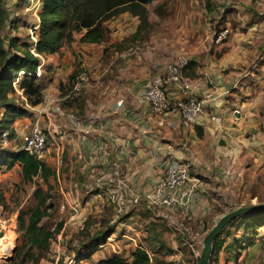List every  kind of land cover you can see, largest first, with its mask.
Wrapping results in <instances>:
<instances>
[{"label": "crops", "instance_id": "0c3cea01", "mask_svg": "<svg viewBox=\"0 0 264 264\" xmlns=\"http://www.w3.org/2000/svg\"><path fill=\"white\" fill-rule=\"evenodd\" d=\"M225 13L226 17L230 14ZM126 15L135 18L127 13L118 18ZM254 16L258 17L255 24L260 23L264 13L255 12ZM119 38L118 33H111L110 44ZM106 42L87 44L78 40L67 46L68 52L60 61L58 53L40 61L49 84L43 88L46 94L43 93V103L35 114L44 112L43 120H48L44 126L51 142L44 163L53 172L49 179L60 183L68 214L101 215L104 211L101 204L109 200L115 204L120 196L118 179L126 181L140 197L153 190L168 164L178 165L186 169L189 180L174 195L181 201L187 198V204L173 211L164 210L150 219L145 228L149 234L145 249L161 243L172 248L191 247L189 244L196 239L188 242L189 231L205 230L204 221L215 212L216 198L221 197L227 183L233 184L235 180L228 178L227 173L231 175L233 168L245 161L263 158L264 137L259 127L264 125V89L249 90L246 81L249 76L244 77L228 59L213 56L203 61L192 59L183 75L191 82L193 95L204 102V112L187 127L178 115L166 118L155 115L143 98L145 81L164 76L166 64L143 61L139 55L119 61L123 54L115 52L114 47L107 49ZM75 59L82 62L81 67L90 73L91 81L81 97L64 100L65 95L53 84V76L72 74ZM47 65L51 67L43 70ZM180 97L177 87L170 90L171 99ZM53 103L61 114L52 109ZM250 132L256 136L250 138ZM230 192L234 193L232 189ZM170 219L181 220L180 224L189 231L182 235L178 229L174 232L167 229L163 222ZM149 224H161L164 232H157V228L150 231ZM154 233L157 237L151 238ZM93 253L83 259L85 251L78 253L79 258L74 256L67 264H83V260L97 264L107 258L97 259ZM131 253L126 258L129 261Z\"/></svg>", "mask_w": 264, "mask_h": 264}, {"label": "rangeland", "instance_id": "374dc122", "mask_svg": "<svg viewBox=\"0 0 264 264\" xmlns=\"http://www.w3.org/2000/svg\"><path fill=\"white\" fill-rule=\"evenodd\" d=\"M3 1L9 13L8 24L0 30L4 48L8 49L11 39H17L18 46L26 43L32 50L36 42L34 33L38 24V0ZM146 9L148 11L147 24H140L136 18L131 19L128 15L122 18L117 17L115 22L106 24L109 31L106 39L107 49L114 47L115 52L121 56L123 54V58L119 61L121 59L131 60L137 55L143 61L155 63L159 61L161 65L173 63L181 56L186 57L188 63L192 59L203 61L211 56L219 60L224 58L234 62L236 69L240 70L244 77L249 76L246 80L249 82V90L264 89V74H261L264 71V18H262L264 16H261L262 19L259 17L260 23L256 24L258 17H253L255 12L264 13V0H158L148 5ZM226 11H229L231 15L228 14L226 17V13L223 14ZM224 30L228 31L226 39L221 44H216L215 36ZM111 33H118L120 38L110 44ZM75 37V41H78L80 35ZM65 52H68L67 45L58 52L59 61L63 59ZM241 61L244 64H241ZM81 64L82 62L75 59V63L72 64L74 67L72 74L65 75V77L53 76V84L57 86L61 94L67 95L71 90L72 81L83 70ZM48 67L51 66L47 65L43 70ZM45 74L41 72L37 75L44 89L49 84ZM88 74L90 77L89 72ZM14 89L15 94H10L9 97L14 100L15 105L26 109L29 115L18 119L13 124L14 133L11 140L5 135L1 137L0 150L16 151L22 138L37 122L50 143L51 139L44 126L47 125L48 120L47 118L43 120L46 115L44 112L35 114V109H39L40 106H28L16 83ZM43 93L45 95L46 91L44 90ZM44 101L47 99L45 98ZM55 104L51 106L52 109ZM45 110L50 111L49 108ZM4 111L0 105V119ZM259 128L264 137V125ZM248 136L254 138L256 135L250 132ZM262 155L263 158L260 160L245 161L242 166L233 168L231 175L227 173L228 178L235 180L233 184L227 183L221 197L216 198L215 212L204 221L205 230L203 232L194 231L192 225L193 230H188V242L190 243L192 238L196 239L195 242L189 244L192 247L176 245V248H172L166 246V243L158 244L159 248L151 245L147 247L152 259L151 264H199L203 240L222 216L242 207L264 205V151ZM50 185L52 186L49 194L51 198L47 204L52 208L48 210V215L42 220L41 225L54 230L61 224L62 229L53 239L50 251L42 255L39 264L45 262L67 264L74 256L78 259V253H84L82 248L89 243L94 233H106L110 230L113 231L112 234L100 242L101 247L92 250L93 256L96 255L98 259L115 254L125 259L130 258V253L137 246L146 248L145 240L149 238V234L145 228L150 219L164 212L162 208H148L144 202L145 205L137 202L136 205L131 204L127 207V212L122 211L117 214V207L109 200L101 204L104 210L101 215L68 214L67 200L60 192L62 188L60 183L56 179H51ZM38 186L46 190V185L41 180L36 179L30 184L22 183L21 168L18 164L11 169L0 167V205L2 207L0 212V264H8L6 259L13 257L12 251L21 244L18 217L34 206L33 193ZM231 189L234 191L233 194L230 192ZM80 202L81 204H76L82 205V201ZM168 221L167 223L164 220L166 224L164 222L163 224L173 232L182 224L181 220L174 222L170 219ZM86 223H88V229L85 227ZM160 225L149 224L148 229L155 231L157 228V232L163 231ZM243 225V219L240 218L235 224L224 228L217 237L218 242H221L223 246L215 254L211 253L209 264H264V227ZM177 232L180 233L178 230ZM255 233L257 234L254 235ZM155 237L157 235L151 238ZM248 237L252 238L251 243L247 241L244 244L243 240ZM4 247L8 248L5 256L1 251ZM83 264L94 263L83 260Z\"/></svg>", "mask_w": 264, "mask_h": 264}, {"label": "trees", "instance_id": "16d2710c", "mask_svg": "<svg viewBox=\"0 0 264 264\" xmlns=\"http://www.w3.org/2000/svg\"><path fill=\"white\" fill-rule=\"evenodd\" d=\"M38 1L40 11L34 33L36 38L34 50L37 56L31 53L30 46L26 43L18 46L17 39H11L8 49H5L4 40L0 38V105L5 110L0 119V140L3 135L11 140L14 133L13 124L18 119L29 115L26 109L15 105L14 100L9 97L10 94H15V83L28 106L36 107L43 102V87L37 77L40 58L54 55L65 45L74 43L76 35H80L81 43H103L109 34L106 24L125 13L137 18L140 24H147L148 11L146 7L158 0ZM8 20L9 13L4 1L0 0V30L8 24ZM197 133L200 135L198 129ZM15 164L21 168L23 184L33 183L36 179L41 180L46 185V190L44 191L38 186L33 193L34 206L18 217L21 244L14 250V256L8 261V264H39L42 255L49 252L53 239L62 229L61 224L54 230L41 225L42 220L48 215V210L52 208L47 202L51 198L49 194L52 186L49 178L53 176V172L44 162H38L23 151L1 149L0 167L11 169ZM240 218L243 219V226L264 227V211L240 216L226 226L235 224ZM85 227L88 229V223ZM111 232L113 231L94 233L89 243L82 248L85 254L81 256V259L88 258L90 252L98 247L100 242L109 238ZM156 235V233L153 234V236ZM251 239L248 237L243 240V243L246 244L247 241L251 243ZM222 246V243L218 242V238H216L211 253L215 254ZM151 261L148 251L138 246L132 251L130 261L114 254L100 260L97 264H151Z\"/></svg>", "mask_w": 264, "mask_h": 264}, {"label": "built area", "instance_id": "2783aa9c", "mask_svg": "<svg viewBox=\"0 0 264 264\" xmlns=\"http://www.w3.org/2000/svg\"><path fill=\"white\" fill-rule=\"evenodd\" d=\"M227 33V30L219 32L215 36L214 42L216 44H221L226 39ZM31 53L37 56L34 47ZM41 59L42 58H40V61ZM187 65L188 59L181 56L178 57L175 62L164 66V76L145 81L143 85V98L149 104L151 111L155 115L162 118L169 117L170 115H178L183 124L189 127L193 125L201 114H203L204 102L198 100L193 95V86L183 75V71ZM42 66V63H40L37 68V75L41 74ZM89 83L90 77L88 72L81 70L73 82L71 90L65 95L64 100L79 98ZM174 87H177L180 91L181 97L178 99L170 98V90ZM54 111L61 114L58 107H54ZM212 120L214 121L215 118L212 117ZM48 147L47 137L37 122L30 132L22 138L17 150L29 154L38 162H44L48 153ZM188 180L186 169L175 164H168L163 177L155 184L153 190L139 197L127 185L126 181L118 179L116 182L117 190H121V192L119 198L115 202L117 214H120L123 209H127L131 204L136 205L137 202L141 201L145 202L148 207L162 208L166 211H173L180 205L185 206L188 201L187 198L181 201L175 197L174 192L185 186ZM1 210L2 207L0 205V212ZM178 231L181 232L182 235L188 232L183 225L178 228ZM190 246L192 247V245ZM4 248L1 249V251L5 256L8 248Z\"/></svg>", "mask_w": 264, "mask_h": 264}, {"label": "water", "instance_id": "95a60500", "mask_svg": "<svg viewBox=\"0 0 264 264\" xmlns=\"http://www.w3.org/2000/svg\"><path fill=\"white\" fill-rule=\"evenodd\" d=\"M257 211H264V205H251L248 207H242L222 216L213 228L207 233L203 240V248L200 254L199 264H209V257L212 250L213 242L221 233V230L231 221L237 219L240 216L250 214ZM15 250V249H14ZM12 251V254L14 253ZM6 259L7 261L11 260Z\"/></svg>", "mask_w": 264, "mask_h": 264}]
</instances>
